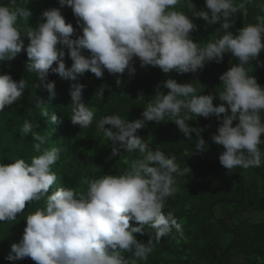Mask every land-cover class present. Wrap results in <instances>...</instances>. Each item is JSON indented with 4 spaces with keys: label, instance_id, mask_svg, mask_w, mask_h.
Returning a JSON list of instances; mask_svg holds the SVG:
<instances>
[{
    "label": "clouds",
    "instance_id": "9594fccd",
    "mask_svg": "<svg viewBox=\"0 0 264 264\" xmlns=\"http://www.w3.org/2000/svg\"><path fill=\"white\" fill-rule=\"evenodd\" d=\"M23 2L25 5L28 0ZM17 3L9 0L7 5L0 4V63L14 60L25 50L27 71L38 81L33 87L46 89L50 99L56 95L55 82H48L50 72L76 80L86 72L102 78L106 70L118 77L115 82L120 86L119 76L126 71L129 77L135 74L134 58L139 59L141 68L158 67L165 74L196 73L209 62H222L225 54L238 62L219 77L222 83L216 95L202 94L198 82L178 83L169 78L144 104L142 119L103 117L98 131L111 142L112 156L121 150L139 156L120 175L84 180L85 191L60 187L49 194L57 181L51 169L60 159L62 148L42 151L48 137L34 131V125L25 120L21 132L32 135L34 150L42 154L32 157L30 164L24 159L0 163V222L16 220L26 204L44 200V207L26 216L23 237L11 245L9 261L27 257L35 264H139L154 248L152 238L145 244L134 235H143L146 225L154 230L156 242L173 228L182 236L177 218L163 209L167 199L178 191L176 177L190 169H181L174 155H166L159 147L153 150L137 135L148 122L171 121L188 140L195 133V149L203 152L207 145L202 130L190 127L188 122L194 117L222 118L211 137L224 149L220 164L232 171L258 168L264 163L260 147L264 145V87L251 74L253 61L264 67V62L258 61L264 51V14L256 15V22L245 25L237 35L229 31L237 14L246 11L253 0H205L207 10L199 11L193 0H58L61 8H71L78 18L82 35L76 39H72L75 30L66 23L60 8L43 11L36 28L22 31L19 22L28 21L32 13ZM257 7L264 13V2ZM198 19L208 25L219 22L217 32L223 35L203 44L194 42L191 33L197 25L193 21ZM25 38L29 41L26 49ZM57 45L67 47L73 61L70 69H66L65 53ZM82 49L88 51L87 57L81 54ZM27 87L24 78L16 81L9 74H0V112L19 101ZM84 87L78 85L70 92V120L81 129L89 127L95 116V109L83 102ZM161 88L169 91L164 94ZM103 94L102 86L95 95L103 99ZM216 98L223 103L214 106ZM138 100L144 101L142 93ZM41 106L36 99L35 107ZM43 114L49 116L47 111ZM56 121L57 117L51 115V122ZM130 221L139 226L131 227ZM124 253H131V257L125 258Z\"/></svg>",
    "mask_w": 264,
    "mask_h": 264
},
{
    "label": "trees",
    "instance_id": "16d2710c",
    "mask_svg": "<svg viewBox=\"0 0 264 264\" xmlns=\"http://www.w3.org/2000/svg\"><path fill=\"white\" fill-rule=\"evenodd\" d=\"M264 0H253L247 10L238 13L233 27L229 29L233 35L238 34L249 23H255V16L261 13L258 4ZM9 0H0V4L7 5ZM196 10H207L205 0H193ZM17 6L26 7L32 15L28 21L21 20L19 25L23 31L27 27L36 28L41 23L43 11L51 8H60L66 23L71 24L75 30L72 39L82 35L78 25V18L74 16L71 8L60 7L58 0H18ZM190 15L187 8L181 9ZM197 28L191 33L196 43L214 41L223 32H217L221 24L208 25L202 19L193 21ZM29 41L24 39L25 49ZM264 43V38H262ZM58 50L65 53L63 62L66 69L72 67L73 61L68 55L65 46L57 45ZM81 54L87 57V50L82 49ZM264 62V51L258 57ZM29 62L26 51L22 50L14 60L0 63V74H9L16 81L26 79L28 87L19 101L11 107L0 112V163L5 165L24 159L31 163L32 157L38 156L33 144L32 135L25 136L21 132L25 120L34 125V131L48 137V142L42 146L44 149L54 147L62 148L60 159L52 166L57 181L49 191L60 187H70L78 191H85L86 179H98L103 175H120L128 170L138 153H124L112 156V144L103 133L98 131V122L105 116L120 115L129 121L142 119L144 104L155 96L158 85L166 79H175L178 83H196L199 91L204 94L216 95V89L221 86L219 77L238 61L231 54H225L220 63L209 62L203 70L196 73L165 74L158 67H140L139 59L133 65L136 72L129 77L127 71L119 76L121 85H116L117 76L109 74L106 70L102 78L86 72L77 76L76 80L61 77L51 73L48 82H55V98L44 88L33 87L36 81L34 74L27 71ZM57 65H53L56 67ZM254 71L251 73L260 86L264 87V67L257 61L252 62ZM84 85L82 91L83 102L95 109L92 124L87 128L73 125L71 116V96L76 86ZM104 87L103 99L96 94ZM167 94L168 89H160ZM143 94L144 101L138 96ZM36 99L42 103L40 108L35 107ZM221 102L214 99V106ZM49 112L45 117L44 112ZM51 115L57 117L55 123L51 122ZM221 120L215 116L209 118L194 117L189 126L201 129V136L205 140L207 149L203 152L195 149L196 134L192 133L188 140L171 122H148L143 129L138 130L139 135L148 141L155 150L159 147L166 155H174L181 169L188 167L184 176L176 177L178 191L167 199L163 211L171 212L181 224L180 231L175 228L162 237L159 242L155 240L154 230L146 225L144 234H134L137 241L147 243L153 240V252L146 261L139 264H264V163L258 168H236L226 170L219 162V155L224 151L221 145L215 144L211 137L216 134ZM237 122L234 121L233 126ZM39 125V127H35ZM107 127V126H106ZM264 139V137H262ZM264 151V145H261ZM44 207V200L35 201L27 205L23 213L18 214L16 220L0 222V264H35L31 258L9 261L11 245L18 243L26 227V216ZM131 227L139 226L130 221ZM125 258L131 253H124Z\"/></svg>",
    "mask_w": 264,
    "mask_h": 264
},
{
    "label": "water",
    "instance_id": "95a60500",
    "mask_svg": "<svg viewBox=\"0 0 264 264\" xmlns=\"http://www.w3.org/2000/svg\"><path fill=\"white\" fill-rule=\"evenodd\" d=\"M136 61H137V58H134V62L136 63Z\"/></svg>",
    "mask_w": 264,
    "mask_h": 264
},
{
    "label": "rangeland",
    "instance_id": "374dc122",
    "mask_svg": "<svg viewBox=\"0 0 264 264\" xmlns=\"http://www.w3.org/2000/svg\"><path fill=\"white\" fill-rule=\"evenodd\" d=\"M134 61V60H133ZM263 219H264V215H262Z\"/></svg>",
    "mask_w": 264,
    "mask_h": 264
}]
</instances>
